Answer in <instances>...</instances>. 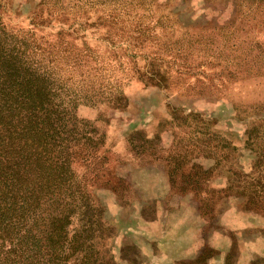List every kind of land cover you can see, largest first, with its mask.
Listing matches in <instances>:
<instances>
[{"label": "rangeland", "instance_id": "374dc122", "mask_svg": "<svg viewBox=\"0 0 264 264\" xmlns=\"http://www.w3.org/2000/svg\"><path fill=\"white\" fill-rule=\"evenodd\" d=\"M0 24L90 99L76 114L97 142L72 164L97 213L89 264H264L247 133L264 128V0H0ZM43 243L32 264L65 263Z\"/></svg>", "mask_w": 264, "mask_h": 264}, {"label": "trees", "instance_id": "16d2710c", "mask_svg": "<svg viewBox=\"0 0 264 264\" xmlns=\"http://www.w3.org/2000/svg\"><path fill=\"white\" fill-rule=\"evenodd\" d=\"M33 41L0 24V264L41 263L44 240L64 264L76 252L77 264H89L97 213L72 164L97 142L93 122L76 114L90 99L63 82ZM259 129L247 131L248 143L264 156Z\"/></svg>", "mask_w": 264, "mask_h": 264}]
</instances>
